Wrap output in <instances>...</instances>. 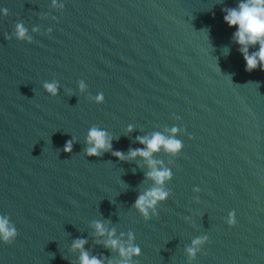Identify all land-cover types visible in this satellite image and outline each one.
<instances>
[{
    "label": "water",
    "instance_id": "obj_1",
    "mask_svg": "<svg viewBox=\"0 0 264 264\" xmlns=\"http://www.w3.org/2000/svg\"><path fill=\"white\" fill-rule=\"evenodd\" d=\"M239 2L0 0V217L16 231L0 264H80L77 239L102 264H264V71L223 19ZM93 127L111 149L90 157ZM154 133L181 148L151 154L170 177L145 218L147 161L112 153Z\"/></svg>",
    "mask_w": 264,
    "mask_h": 264
},
{
    "label": "clouds",
    "instance_id": "obj_2",
    "mask_svg": "<svg viewBox=\"0 0 264 264\" xmlns=\"http://www.w3.org/2000/svg\"><path fill=\"white\" fill-rule=\"evenodd\" d=\"M6 13V9L0 10ZM226 14L223 19L229 27L236 26V31L233 33V39L240 45L239 51L245 61L246 71L255 69L258 64L262 71H264V0H240L236 8H228L225 10ZM26 28L21 23L16 24V37L18 39H24L26 35ZM258 44L257 51L249 53L248 46ZM44 88L52 95L57 94V84L55 82L45 83ZM80 88H84L83 82L80 83ZM96 100L98 102L103 100V94H97ZM129 130H131L129 126ZM173 133L176 132V128L171 129ZM141 144H144V148L130 149L127 157L120 151L112 153L113 156L119 159L134 158L141 156L145 158L151 169L146 173V176L154 182V186L145 190L139 194L134 201V207L147 218L148 209L153 208L158 201L164 200L168 196V192L163 190L162 185L164 181L170 177V172L167 169H157L156 164L158 161L152 160L151 154L159 151L163 147L166 151L175 153L181 148V142L174 138H165L160 133H154L151 138L137 137ZM86 143L91 145L85 149L87 156H99L101 151L111 149L110 138L104 130H98L93 127L89 130ZM72 140L66 141L64 145V151L71 152ZM229 224H235V219L232 213L229 214ZM95 229L98 235L103 236L105 234V228L100 222H95ZM16 231L14 228L9 227V222L6 217H0V239L8 242L11 238L15 237ZM110 237L104 241L106 247L115 248L118 250L121 257H131V255H138L139 248L129 244L125 247L117 239H112L114 232H108ZM132 239L131 233H129V240ZM202 238H198L193 241V244L201 243ZM86 243L83 239H77L73 242L72 247L81 249L80 264H102L100 259L96 257H89L88 253L83 251V245ZM189 255H194L195 249H187ZM111 264V261L109 262ZM121 264H126V261H122Z\"/></svg>",
    "mask_w": 264,
    "mask_h": 264
}]
</instances>
